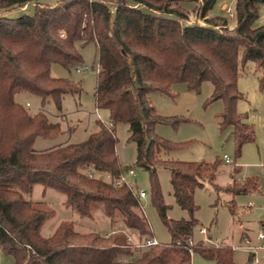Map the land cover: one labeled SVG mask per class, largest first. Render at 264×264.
<instances>
[{"label": "trees", "instance_id": "16d2710c", "mask_svg": "<svg viewBox=\"0 0 264 264\" xmlns=\"http://www.w3.org/2000/svg\"><path fill=\"white\" fill-rule=\"evenodd\" d=\"M186 0H0V8H22L35 2L33 14L0 16V251L13 264H193L192 252L218 264H234L231 245L193 242L198 220L193 212L194 190L212 183L222 158L214 161H180L161 157L188 142H172L156 133V126H177L185 118L159 114L148 94L174 96L171 87L185 83L198 92L204 81L212 84L209 101L222 100L217 114L220 130L231 127L235 154L254 140L247 114L237 111L243 97L238 90L239 64L251 61L264 83V23L254 26L258 4L264 0H235V24L224 16H207L216 0L199 1L197 15L204 23H184ZM96 46V109L108 111V122L96 120L97 129L79 142L37 150V138H54L61 126L40 110L30 113L15 94L38 95L44 105L52 101L60 111L64 94L81 86L54 77L51 64L68 70L83 59L79 46ZM128 124L136 144L135 164L149 173L151 201L170 233V240L137 248L153 237L137 189L115 185L122 172L115 126ZM169 168L176 203L189 218L167 216L168 205L160 190L156 166ZM92 173L111 175L97 179ZM239 172L232 166L230 173ZM35 185L61 198L62 208L78 219L107 220L110 232L80 231L72 220L61 219L46 233L56 210L32 197ZM254 178L226 187L233 194L256 190ZM232 210L233 205L231 204ZM99 213H101L99 215Z\"/></svg>", "mask_w": 264, "mask_h": 264}, {"label": "rangeland", "instance_id": "374dc122", "mask_svg": "<svg viewBox=\"0 0 264 264\" xmlns=\"http://www.w3.org/2000/svg\"><path fill=\"white\" fill-rule=\"evenodd\" d=\"M186 1L190 3L189 11L192 12L194 0ZM223 2L231 5L232 18L221 10ZM34 9L35 2L23 8H0V16L17 17L21 14H33ZM211 11L217 15L224 14L231 23L235 19V0H216ZM191 22L204 23L194 17ZM263 23L264 2H261L258 4V17L254 26ZM79 50L83 61L78 67H85V71L77 72L76 68L68 70L56 62L50 67L52 76L66 78L81 86L78 93L63 95L60 111L55 108L52 101L42 105L41 98L36 94L28 92L15 94L16 101L24 105L30 113L42 110L51 121H57L61 126V134L49 139L37 138L34 148L43 143L58 145L82 141L95 130V119L109 121L106 109H96L94 102L97 77L96 46L89 42L79 46ZM259 75L260 72L253 62L247 61L243 66L239 64L237 86L243 97L237 102V111L247 114V120L254 129V140L242 145L239 156L235 154V142L230 135L231 127L224 130L218 127L216 116L223 109V102L209 101L213 88L209 81H204L198 92L188 90L185 83L180 82L171 87L173 97L157 91L148 94L151 104L159 114L185 118V121L177 126L168 124L156 126V133L163 138L176 143L188 142L182 148L162 151V158L211 162L227 155L230 159V162L221 160L212 183L204 181L202 186L194 190V202L197 208L193 215L198 220V224L193 229L192 240L193 242L201 240L213 245H231L234 264H264V83L260 85ZM115 133L116 151L122 168L131 166L134 169V174L127 176L126 181L137 190H145L146 196L141 198V203L152 235L157 242H167L170 240V233L151 201L149 173L135 164L136 144L129 139L128 124L117 123ZM234 163L239 168V172L231 174L230 170ZM156 171L163 201L168 205L167 216L172 219L189 218V213L175 201L169 181V168L158 165ZM245 178L256 179L257 189L237 194L225 190L234 181L241 183ZM42 190L40 185H35L32 197L42 199L45 195L44 199L56 210V216L44 232L49 233L61 219L72 220L75 228L80 231L97 230L106 233L110 230L107 220L98 215L95 220L78 219L75 213L62 208L59 195L48 190L43 195ZM202 227L206 229V233L200 231ZM259 234H262L261 238ZM247 238L251 241L252 249L244 247ZM192 263L218 264L214 259L205 258L197 251L192 252ZM0 264H13V259L0 251Z\"/></svg>", "mask_w": 264, "mask_h": 264}, {"label": "built area", "instance_id": "2783aa9c", "mask_svg": "<svg viewBox=\"0 0 264 264\" xmlns=\"http://www.w3.org/2000/svg\"><path fill=\"white\" fill-rule=\"evenodd\" d=\"M226 12L228 13V16L230 17V18H232L233 17V11H232V9L230 8V7H227L226 8ZM86 70V68L85 67H78V68H76V71L77 72H83V71H85ZM98 116H99V114H98ZM222 159L223 160H225L226 162H230V159L227 157V155H224L223 157H222ZM89 174V176L90 177H94V178H97V179H111V175H109V174H104V173H92V172H89L88 173ZM134 174V169L131 167V166H126L125 168H123L122 169V172H121V174H120V176L117 178V179H115L114 180V184L115 185H121V184H123V183H127V181H126V177L127 176H129V175H133ZM128 184V183H127ZM137 194H138V196L140 197V198H143V197H145L146 196V192H145V190H142V189H140V190H137ZM200 231L202 232V233H206V229L204 228V227H202L201 229H200ZM259 237L261 238L262 237V234H259ZM128 241L130 242V243H132V244H134V246L135 247H137V248H140L141 246H146V245H151V244H156V243H158L156 240H155V238L154 237H149V238H147L144 242H142V243H136L134 240H132V238H128ZM244 247H247V248H250V249H252L253 248V246L251 245V241H250V239H245V245H244Z\"/></svg>", "mask_w": 264, "mask_h": 264}, {"label": "crops", "instance_id": "0c3cea01", "mask_svg": "<svg viewBox=\"0 0 264 264\" xmlns=\"http://www.w3.org/2000/svg\"><path fill=\"white\" fill-rule=\"evenodd\" d=\"M57 1V0H56ZM56 1H51V2H45V3H48V4H54ZM194 2V5H193V11L192 12H190L189 11V8L191 7V5H190V3L189 2H183V4H182V7L187 11V19H185L184 21H186L185 23H190L191 21H193V17L195 18V19H197V20H202L203 21V19L202 18H200L198 15H197V13H196V7L198 6V4H199V1H196V0H194L193 1ZM215 4V3H214ZM26 6V5H25ZM24 6V7H25ZM214 6V5H213ZM227 7H230L231 9H232V7H231V5L229 4V3H225V2H223L222 3V5H221V10L222 11H224V12H226V8ZM23 8V7H22ZM213 8V7H212ZM212 8L208 11V13H207V16H214V15H217V14H213L212 13ZM195 12V13H194ZM227 13V12H226ZM228 14V13H227ZM219 16H224L225 17V15L224 14H221V15H219ZM234 24H235V21H233V22H231V23H229L228 25H229V28L230 29H232L233 27H234ZM173 86V85H172ZM16 100V99H15ZM27 104V103H26ZM107 111V110H106ZM98 115V114H97ZM107 116H108V111H107ZM96 120L97 119H95V122H96ZM95 126H96V123H95ZM97 129V126H96V128H95V130ZM94 130V131H95ZM52 146H55V145H47V144H40V145H38V147L37 148H35V149H37V150H42V149H47V148H50V147H52ZM110 232V230L109 231H107L106 233L108 234ZM242 235H243V233H242Z\"/></svg>", "mask_w": 264, "mask_h": 264}]
</instances>
